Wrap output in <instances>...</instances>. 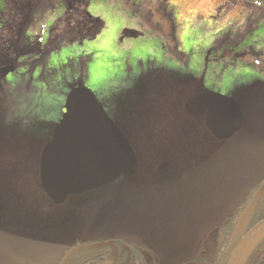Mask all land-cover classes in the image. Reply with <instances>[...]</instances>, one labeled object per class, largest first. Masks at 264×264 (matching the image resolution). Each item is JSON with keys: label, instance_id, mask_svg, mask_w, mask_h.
<instances>
[{"label": "rangeland", "instance_id": "374dc122", "mask_svg": "<svg viewBox=\"0 0 264 264\" xmlns=\"http://www.w3.org/2000/svg\"><path fill=\"white\" fill-rule=\"evenodd\" d=\"M6 2L0 0V17ZM51 2L49 10L34 9L21 44L47 43L66 8L64 0ZM254 8L240 0H89L88 11L104 23L93 40L65 44L45 64H25L1 81L7 107L0 103V112L8 111L0 130V241L24 244L33 232L37 242L45 234L47 244L45 229L60 230L63 241L86 230L145 240L161 257H174L219 223L222 210L228 215L264 176V7ZM73 87L93 90L123 129L130 120L148 121L144 132L164 128L175 137L178 144L155 151L175 155L163 159L171 161L167 171L148 169L157 161L141 154L133 183L117 181L49 206L34 178L37 159ZM205 91L239 101L248 120L240 134L217 140L199 117L183 114L184 98Z\"/></svg>", "mask_w": 264, "mask_h": 264}, {"label": "water", "instance_id": "95a60500", "mask_svg": "<svg viewBox=\"0 0 264 264\" xmlns=\"http://www.w3.org/2000/svg\"><path fill=\"white\" fill-rule=\"evenodd\" d=\"M15 70L13 65L0 68V77L5 78ZM184 110L192 117H200L208 112L205 125L220 140L233 138L248 123L243 107L236 98L215 92L205 91L188 98ZM169 165V162H164L159 168L165 170ZM138 169L139 158L132 142L111 118L96 93L89 88L73 87L66 98L65 112L40 156V183L47 196L56 205H62L72 195L110 186L120 179L128 181L137 174ZM263 195L264 187L258 190L243 210L234 236L245 234L228 264H243L252 249L264 238V219L245 232ZM3 223L0 207V234ZM107 246L111 248V262H116L119 248L112 241H107L74 247L59 264H67L78 251Z\"/></svg>", "mask_w": 264, "mask_h": 264}, {"label": "trees", "instance_id": "16d2710c", "mask_svg": "<svg viewBox=\"0 0 264 264\" xmlns=\"http://www.w3.org/2000/svg\"><path fill=\"white\" fill-rule=\"evenodd\" d=\"M7 1V9L3 11L1 14V28H0V63H12L17 67L23 66L25 64L31 65V70H34L37 66L41 64H45L46 59L55 51L59 50L65 44L72 43H81L85 40H93L96 35L103 28L104 23L100 19L94 17L88 11L89 0H64L67 8L65 12L54 22L51 24L49 28V38L46 44L40 42L39 38L30 44L23 45L21 44V37L23 30L27 24L30 23V19L33 15V11L36 8L35 0H6ZM239 1V0H237ZM245 6L251 8V11H255L254 7H264V0H240ZM253 8V9H252ZM15 10L17 12H15ZM125 34L138 36L139 32L128 31L126 30ZM5 41V42H4ZM7 47H11V50L8 51ZM5 49V51H3ZM14 52V53H13ZM255 55H261L262 53H254ZM24 57V58H23ZM21 59V60H20ZM21 61V62H20ZM259 65L264 69V60H260ZM2 84L0 80V98L2 99L1 105L3 107L6 104L3 101V92H2ZM187 97L184 98L181 106L183 114L192 121H195V117H191L186 114L184 110V103ZM7 107V106H6ZM7 109L0 112V130L7 129L6 123V115ZM151 122L148 121H140V120H130L125 124V129L120 126L124 134L130 139L132 142L135 151L138 155H143L151 158L154 162H148V169H152L156 171L158 165L163 159H167L171 157L175 159V155L172 153L162 154L159 157H156L158 153L155 151L161 147L165 149L166 146L171 144L176 145L178 142H175V137H166L164 128L163 130L156 132L155 134H148L143 130H146L147 124ZM200 124L205 128L208 132L207 128L204 125V122H200ZM148 128V127H147ZM211 135V134H210ZM140 149V150H139ZM43 150V149H42ZM176 154L175 152H173ZM179 153V152H177ZM41 152L37 159V174L34 175V178L37 182L38 188L41 191V194L48 201L49 206L56 205L43 190L40 183V175H39V161H40ZM162 157V158H160ZM171 162V161H170ZM145 168V167H144ZM146 168V169H147ZM23 169V168H21ZM9 170V169H5ZM4 170V171H5ZM3 171V173H4ZM22 171V170H21ZM20 172V171H18ZM138 175V174H137ZM137 175L128 181H123L122 186H126L130 183H133L136 180ZM118 181V182H119ZM116 182V183H118ZM115 184V183H114ZM260 185H264V176L259 178L255 185L251 188L248 187L246 189L245 196H243L230 210V213L226 215L224 210L221 212L224 214V218L220 220L216 225L220 226L221 229H224L228 225V237H233L234 229L236 224L245 209V207L249 204L250 199L253 197V194L259 189ZM110 187V186H107ZM102 189V188H100ZM96 190L89 191L87 193L96 192ZM119 215V213L117 214ZM226 216V217H225ZM13 218V216H11ZM120 220L124 222V216H120ZM264 219V195L259 198L258 207L252 218V225L259 223ZM30 222V221H29ZM120 222V224H125ZM215 225V226H216ZM42 224L36 225L35 228H41ZM214 227V226H213ZM212 228V227H211ZM209 228V229H211ZM44 229V228H42ZM46 230L47 234V244H46V259L47 264H59L64 258L65 254L72 248L82 245H88L93 243H103L107 242L110 239H117L124 241L128 247L124 250V255L117 262H111V248L109 246L102 248H91L86 250H81L74 253L69 259L67 264H146V259L141 253H149L151 255H155L159 258V264H171L166 256H160L158 249L155 248L156 245H152L150 242L141 241L137 239L131 238H122L119 236H111V235H101L100 237L92 236V233L88 234L91 236H87L85 231H73L68 236H65L63 241L61 238V231L54 230ZM45 232V231H44ZM90 232V231H86ZM31 235H34L32 232ZM85 234V235H82ZM45 235V234H44ZM62 242L66 243L68 246H61ZM158 242H163L159 240ZM63 243V245H64ZM234 246L228 250H226L225 254H227V259L229 261L230 256L232 255ZM157 247V246H156ZM160 247V246H159ZM1 249V248H0ZM146 252H142V251ZM130 254V260H127L128 252ZM55 253V254H54ZM26 255V253H25ZM25 257V256H24ZM227 261V263H228ZM45 264V263H44ZM226 264V262H225ZM243 264H264V238L261 239L258 244L252 249L249 255L245 258Z\"/></svg>", "mask_w": 264, "mask_h": 264}, {"label": "flooded vegetation", "instance_id": "af4514ba", "mask_svg": "<svg viewBox=\"0 0 264 264\" xmlns=\"http://www.w3.org/2000/svg\"><path fill=\"white\" fill-rule=\"evenodd\" d=\"M231 1L236 2L237 0H231ZM34 2L36 4V8L42 7L43 12L45 11V9H47V10L50 9L49 7H47L48 4H52L51 0H35ZM7 5L8 4L6 2L5 10L7 9ZM65 5H66V3H65ZM51 7H53V6L51 5ZM66 8H67V5H66ZM66 8H65V10H66ZM0 19H1V17H0ZM7 50L10 51L11 47H7ZM3 51H5V49ZM8 65L15 66L16 70H17V68H19L15 64H12V63L10 64V63H6V62L0 63V68L6 67ZM5 78L0 77V80L2 81ZM199 94H196V96ZM207 114H208V112H206L203 116L199 117V119L204 122V125H205V116ZM205 127H206V125H205ZM207 130H208V128H207ZM208 133L211 134V132L209 130H208ZM211 136L214 137L212 134H211ZM215 139H217V138H215ZM217 140H220V139H217ZM164 162H169L171 165L170 161L164 160L161 163H159V167ZM170 165H169V167H170ZM167 169L161 170L159 168V170L163 171V172L167 171ZM241 184H243V183H241ZM254 185H255V182L250 184L249 188L253 187ZM262 187H264V185H260L259 189H257V191L253 194V196ZM244 196H245V194H244ZM36 221L38 222V221H43V220L36 218ZM251 221H252V219H251ZM251 223L252 222H250L249 227L245 230L246 233L248 231H250L256 225V224L252 225ZM225 226L226 227L224 229H221V227L218 225L212 227L211 229L208 230V232H203L201 237L198 238L197 240H195L194 246L189 247L187 245L184 250L176 253V255L174 257H166V258L169 260V262L171 264H191V263H195V264H225V262H226V264H228L230 259H229V261L226 260L227 259V254H225L226 250L227 249L230 250L234 246V244L237 246L238 243L243 239L245 233L239 234L237 236H234V233H233V237H228V225H225ZM3 229H4V223H3ZM234 231H235V229H234ZM2 232H3V230H2ZM2 232L0 234V238L2 237ZM87 234H89V233H87ZM82 235H85V234H82ZM203 235H205V236L202 238ZM34 239H35V237L30 234L29 240L28 241L26 240L27 242H25L24 244L19 243L16 240L14 241L13 245H12V243L8 244L7 240H4V239L2 241H0V248H1L0 249V264H44V263L47 264L46 251H45L46 241H44V235H42L41 241L37 242V241H34ZM109 241H112L114 244H116L118 246L119 257H118L117 261L120 260L122 258V256L124 255L125 248L128 247V245L124 241L117 240L115 238L110 239ZM236 246H235V248H236ZM225 248H227V249H225ZM142 252H146V251L143 250ZM25 253H26V255H25ZM130 254H131V252L129 251L128 252L129 259L127 257L128 261L130 260ZM141 255L145 257L146 264H159L160 263L159 258H157L155 255H151L149 253H147V254L141 253ZM230 258H231V256H230ZM227 261H228V263H227Z\"/></svg>", "mask_w": 264, "mask_h": 264}]
</instances>
